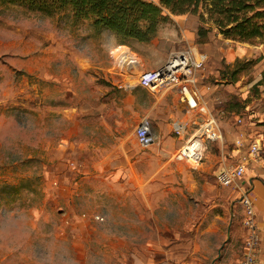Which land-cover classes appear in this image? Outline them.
<instances>
[{"label": "rangeland", "instance_id": "374dc122", "mask_svg": "<svg viewBox=\"0 0 264 264\" xmlns=\"http://www.w3.org/2000/svg\"><path fill=\"white\" fill-rule=\"evenodd\" d=\"M196 28L197 17L171 15L158 30L157 45L135 40L122 44L111 32L96 31L91 20L75 21L70 10L46 16L0 0V264H178L177 258L183 261L187 253L185 242L209 240L201 235L210 218L206 172L202 165L190 167L175 155L182 141L177 140L172 154L175 191L154 181L146 199L135 192L131 196L132 191L114 198L111 185L103 181H78L77 166L57 150L56 136L58 93L66 106L100 111L111 72L122 73L132 84L140 72L161 66L173 52H204L208 59L196 74L211 86V114L223 140L206 143L203 163L214 162L213 182L226 186L224 168L231 161L227 155L222 160L223 142L224 148L234 143L236 128L249 121L260 125L261 117L252 111H264V77L256 76L255 60L245 57L234 81V65L227 68L222 55L240 44L211 36L207 44L197 45ZM122 47L139 59L137 69L130 71L118 63L115 52ZM88 80L95 88L87 87L91 101L86 104L80 91ZM71 86L77 96H68ZM144 97L147 108L151 98ZM202 110L206 115L193 118L196 124H191L189 133L209 117L210 112ZM84 118L91 127L97 121ZM95 126L93 144L105 147L104 130L98 123ZM134 130L123 140L130 147L128 157L144 158L146 177H153L161 170L156 152L153 147L141 148ZM121 156L126 157V151ZM3 183L15 184L18 190ZM146 205L154 208L153 214L141 212ZM203 219L202 229L196 231ZM221 231L225 234L226 227Z\"/></svg>", "mask_w": 264, "mask_h": 264}, {"label": "crops", "instance_id": "0c3cea01", "mask_svg": "<svg viewBox=\"0 0 264 264\" xmlns=\"http://www.w3.org/2000/svg\"><path fill=\"white\" fill-rule=\"evenodd\" d=\"M159 37L156 36L149 43L155 42ZM194 37L196 38L195 35ZM224 41L240 44L236 47H228L226 51L223 50L224 64L234 65L238 60L252 57L255 60L256 69L258 68L256 76L264 77V41L247 46L231 40ZM207 43L202 44L196 41V44L200 46ZM157 44L158 41L155 42V45ZM195 78V86L201 96L202 107L206 108L213 116L210 109V91H208L211 90V86L205 85L202 76L196 74ZM108 82L104 93V109L100 111L91 108L83 109L82 106L78 108L72 104L66 106L65 103H60L61 95L60 93L57 94L55 98L57 100V150H63L66 155L64 158L72 166H77L76 170L79 174L76 175V178L78 181H103L107 185H111L114 193L110 196L114 198L127 197L128 193L132 191L131 196L135 192L136 197L142 196L146 199L154 188V181L165 182L164 185L168 187L169 191H175L173 185L176 182L173 166L175 161L172 159V154L177 150V140L181 141L172 132V122L185 115L178 103V88L150 91L140 86H132V84L127 83L125 76L116 70L111 72V79ZM91 86L95 88V85H91L88 80V85L84 83L83 89L80 91V100L86 104L91 101V92L90 90L87 91V87L90 89ZM68 91V96L70 94L78 95L72 86L69 87ZM145 94L151 98L147 108ZM63 98L66 100L65 97ZM252 113L261 117L257 122L260 125H255V122L249 121L246 125L236 128L234 143L224 148L223 142L222 160L228 159L227 156L230 161L241 160L248 151L249 143L255 140L261 143L260 158L250 164L242 178L229 186H218L213 182V179L215 181L213 174H216L215 171L213 173L214 162L208 160L202 164V169L206 172L203 178H205L209 195L206 212L209 213L210 218L204 224V229L201 227L205 218L196 225V231L202 229L201 235L205 234L209 240H202L201 243L194 241L193 244L185 242L184 249L187 253L184 254L183 261L177 258L178 264H193L196 261L204 263V260L207 259L211 264H240L248 235L243 224L244 209L241 203L243 194L247 195L253 202L260 237L258 256L264 260V111L254 110ZM146 114L152 118V127L156 136V142L149 147L154 148L161 167L160 172L153 174V177H146L143 169L144 158L129 159V144L123 142L125 136L136 128L141 118ZM202 114L206 115L205 113ZM84 117L97 119L94 121V126L98 123L100 128L104 130L105 147H98L93 144L96 142L94 126L91 127L90 122ZM213 117L215 118V116ZM238 139H243L242 146L235 144ZM123 151H126V157H120ZM71 159H74L75 162H72ZM189 177L190 179L193 178L191 175ZM190 190H193V185ZM125 191L127 192L123 193ZM141 212L153 214L154 208L146 205V207L141 208ZM225 227L226 232L224 234L221 230ZM173 251L176 252V250ZM169 253H172L171 249Z\"/></svg>", "mask_w": 264, "mask_h": 264}, {"label": "trees", "instance_id": "16d2710c", "mask_svg": "<svg viewBox=\"0 0 264 264\" xmlns=\"http://www.w3.org/2000/svg\"><path fill=\"white\" fill-rule=\"evenodd\" d=\"M51 16L70 10L75 21L91 20L98 32L109 31L122 44L131 40L149 43L171 15L197 17L196 41L207 43L211 36L224 40L256 44L264 41V0H1ZM242 63L231 69L235 77ZM251 65V62H250ZM227 68H230L227 65ZM262 84L258 81L256 86ZM15 192L17 185H6ZM16 200V198H14Z\"/></svg>", "mask_w": 264, "mask_h": 264}, {"label": "built area", "instance_id": "2783aa9c", "mask_svg": "<svg viewBox=\"0 0 264 264\" xmlns=\"http://www.w3.org/2000/svg\"><path fill=\"white\" fill-rule=\"evenodd\" d=\"M115 55H117L116 59L120 65L127 66L124 65V62L121 63L122 56L118 50ZM207 59L208 56L204 52H198L196 55L186 51L173 52L164 64L156 69L143 70L139 73L136 83H132V86H140L150 91L178 88V103L185 115L172 122L173 134L182 141L175 155L181 156L193 168L202 165L207 142L217 143L223 140V133L218 127L216 119L211 115L189 133L191 124H196L193 118L196 119L198 115L205 113L202 110L201 96L195 86V75L197 71L203 69ZM127 67L130 71L135 69L132 65ZM134 136L142 148H147L156 142L149 117L141 118L134 130ZM235 144L242 146L243 139H238ZM260 152V141L255 140L249 143L248 151L241 160L226 164L223 183L226 186L233 185L235 181L242 178L250 164L259 160ZM241 203L244 209L243 224L248 235L240 264H264V260L258 256L260 237L253 202L247 195L243 194ZM96 220L103 219L96 216Z\"/></svg>", "mask_w": 264, "mask_h": 264}, {"label": "bare ground", "instance_id": "6f19581e", "mask_svg": "<svg viewBox=\"0 0 264 264\" xmlns=\"http://www.w3.org/2000/svg\"><path fill=\"white\" fill-rule=\"evenodd\" d=\"M119 51L122 56L121 63L124 62V65H132L133 67H135V69H137V67L141 65L139 59L135 55H133L127 48L122 47L121 49H119Z\"/></svg>", "mask_w": 264, "mask_h": 264}]
</instances>
